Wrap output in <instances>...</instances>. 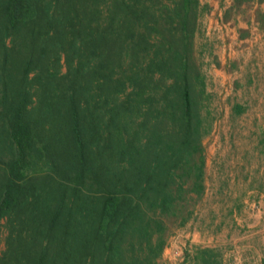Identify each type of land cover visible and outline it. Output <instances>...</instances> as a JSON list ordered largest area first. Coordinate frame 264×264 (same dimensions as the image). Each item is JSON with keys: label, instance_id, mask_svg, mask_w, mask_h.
I'll return each instance as SVG.
<instances>
[{"label": "trees", "instance_id": "obj_1", "mask_svg": "<svg viewBox=\"0 0 264 264\" xmlns=\"http://www.w3.org/2000/svg\"><path fill=\"white\" fill-rule=\"evenodd\" d=\"M200 15V0H0V264L161 257L205 191Z\"/></svg>", "mask_w": 264, "mask_h": 264}, {"label": "crops", "instance_id": "obj_2", "mask_svg": "<svg viewBox=\"0 0 264 264\" xmlns=\"http://www.w3.org/2000/svg\"><path fill=\"white\" fill-rule=\"evenodd\" d=\"M200 3L197 53L225 108L214 176L205 157L204 195L225 216L195 230L193 242L223 250L220 264H264V0Z\"/></svg>", "mask_w": 264, "mask_h": 264}, {"label": "rangeland", "instance_id": "obj_3", "mask_svg": "<svg viewBox=\"0 0 264 264\" xmlns=\"http://www.w3.org/2000/svg\"><path fill=\"white\" fill-rule=\"evenodd\" d=\"M194 42L195 55L201 64L202 72L206 78L207 97L203 103V117L205 121L206 133L203 137V146L205 157L210 155L211 158H213V167L211 172L212 176H214V167L217 166L216 159L218 157L216 154L217 151L214 149L216 140L215 137L217 136V133L214 131L216 126L221 123V116L224 114L225 108L222 107V101L217 98L215 86L209 82L197 53L196 40H194ZM231 103L232 102H228L227 104L231 105ZM225 121L227 124H229L231 123L232 119L225 118ZM231 153L232 149L229 150V154ZM204 194L205 192L199 197L197 195H192V198L185 202V211L189 210L192 213L186 224L182 226L179 225L180 219L176 218H170V220H168V230L166 232L167 246L155 264H201V250L205 249L212 250L213 253L217 255L219 262L220 258H223V250L217 248H200L199 245H195L193 242V233L195 230H197V232H202L207 224H215V221L218 219V215L221 217L225 216V213H222V210L221 212H217V208L221 207L216 205L215 199L213 197L206 198ZM6 235L7 230L5 226H3L1 234V251L5 249ZM174 246H176V248H174Z\"/></svg>", "mask_w": 264, "mask_h": 264}]
</instances>
